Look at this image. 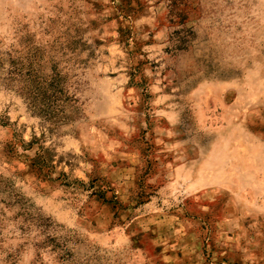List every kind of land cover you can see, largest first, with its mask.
<instances>
[{"label": "rangeland", "instance_id": "374dc122", "mask_svg": "<svg viewBox=\"0 0 264 264\" xmlns=\"http://www.w3.org/2000/svg\"><path fill=\"white\" fill-rule=\"evenodd\" d=\"M0 264H264V0H0Z\"/></svg>", "mask_w": 264, "mask_h": 264}, {"label": "trees", "instance_id": "16d2710c", "mask_svg": "<svg viewBox=\"0 0 264 264\" xmlns=\"http://www.w3.org/2000/svg\"><path fill=\"white\" fill-rule=\"evenodd\" d=\"M52 97V96H51ZM51 99V98H50ZM50 99H49V101H50ZM58 99H57V97L55 98V101H57ZM49 107H47L46 108V110H42V112H48V111H50V109H48ZM57 111H59V109L57 110ZM55 111H53L52 110V112H50V114L52 115L53 113H54ZM57 118V116H51V119H56Z\"/></svg>", "mask_w": 264, "mask_h": 264}]
</instances>
